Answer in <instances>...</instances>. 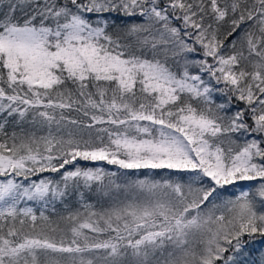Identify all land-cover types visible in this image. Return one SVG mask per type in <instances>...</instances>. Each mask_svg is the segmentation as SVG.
<instances>
[{"label": "snow or ice", "instance_id": "obj_1", "mask_svg": "<svg viewBox=\"0 0 264 264\" xmlns=\"http://www.w3.org/2000/svg\"><path fill=\"white\" fill-rule=\"evenodd\" d=\"M260 245L264 0H0V264Z\"/></svg>", "mask_w": 264, "mask_h": 264}, {"label": "trees", "instance_id": "obj_2", "mask_svg": "<svg viewBox=\"0 0 264 264\" xmlns=\"http://www.w3.org/2000/svg\"><path fill=\"white\" fill-rule=\"evenodd\" d=\"M233 191H236L238 193L240 191V189L237 188V189H234ZM58 211H62V209H58ZM260 246L264 247V245H260Z\"/></svg>", "mask_w": 264, "mask_h": 264}]
</instances>
